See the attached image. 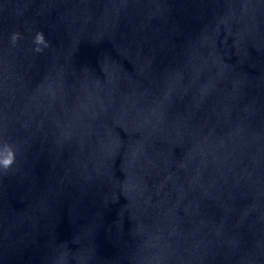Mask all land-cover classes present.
<instances>
[{
	"label": "water",
	"instance_id": "95a60500",
	"mask_svg": "<svg viewBox=\"0 0 264 264\" xmlns=\"http://www.w3.org/2000/svg\"><path fill=\"white\" fill-rule=\"evenodd\" d=\"M0 264H264V0H0Z\"/></svg>",
	"mask_w": 264,
	"mask_h": 264
}]
</instances>
